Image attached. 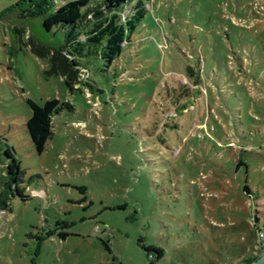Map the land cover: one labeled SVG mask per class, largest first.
Instances as JSON below:
<instances>
[{
	"label": "rangeland",
	"instance_id": "374dc122",
	"mask_svg": "<svg viewBox=\"0 0 264 264\" xmlns=\"http://www.w3.org/2000/svg\"><path fill=\"white\" fill-rule=\"evenodd\" d=\"M18 1L0 0V192L10 150L26 200L0 212V264L261 258L264 0H152L120 60L87 64L71 92L32 50L62 42L6 12ZM28 99L73 106L42 155Z\"/></svg>",
	"mask_w": 264,
	"mask_h": 264
},
{
	"label": "trees",
	"instance_id": "16d2710c",
	"mask_svg": "<svg viewBox=\"0 0 264 264\" xmlns=\"http://www.w3.org/2000/svg\"><path fill=\"white\" fill-rule=\"evenodd\" d=\"M152 5V0H77L65 4L63 0H19L6 12L16 11L23 19H43L47 32L60 39L62 45L52 53L33 43L32 50L38 57L48 60L46 78H62L71 92L79 84L82 69L90 74L87 64L96 62L101 71L102 64L110 69L120 60ZM27 104L31 110L27 132L35 152L42 155L53 139L55 117L65 110L73 111V106L56 99L44 105L28 99ZM6 157L7 182L0 192V212L7 211L11 199L16 196L26 200L21 187L20 163L10 150L6 151ZM239 166L241 163L237 168ZM245 192L250 194V189L246 187ZM255 228L256 231L261 229ZM257 259L256 256L241 264H252Z\"/></svg>",
	"mask_w": 264,
	"mask_h": 264
},
{
	"label": "built area",
	"instance_id": "2783aa9c",
	"mask_svg": "<svg viewBox=\"0 0 264 264\" xmlns=\"http://www.w3.org/2000/svg\"><path fill=\"white\" fill-rule=\"evenodd\" d=\"M256 245L258 250L264 254V229H259L256 231Z\"/></svg>",
	"mask_w": 264,
	"mask_h": 264
},
{
	"label": "water",
	"instance_id": "95a60500",
	"mask_svg": "<svg viewBox=\"0 0 264 264\" xmlns=\"http://www.w3.org/2000/svg\"><path fill=\"white\" fill-rule=\"evenodd\" d=\"M264 262V254L262 255L261 258L257 259L254 263L252 264H262Z\"/></svg>",
	"mask_w": 264,
	"mask_h": 264
}]
</instances>
